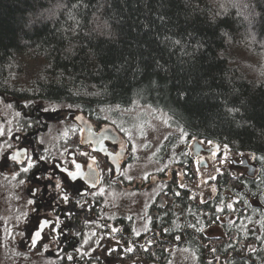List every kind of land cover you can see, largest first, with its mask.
<instances>
[{"label":"trees","instance_id":"obj_1","mask_svg":"<svg viewBox=\"0 0 264 264\" xmlns=\"http://www.w3.org/2000/svg\"><path fill=\"white\" fill-rule=\"evenodd\" d=\"M0 97L98 121L138 103L187 141L248 156L253 176L216 173L210 200L182 191L180 247L195 264H264V0H0ZM226 216L207 244L203 229Z\"/></svg>","mask_w":264,"mask_h":264},{"label":"flooded vegetation","instance_id":"obj_2","mask_svg":"<svg viewBox=\"0 0 264 264\" xmlns=\"http://www.w3.org/2000/svg\"><path fill=\"white\" fill-rule=\"evenodd\" d=\"M14 110L17 116L3 141L9 146L4 160L14 173L2 177L0 183V236L7 235V249L21 252L15 264H168L164 253L169 256L175 249L182 250L178 200L182 191L189 194V200L195 196L179 186L175 171L170 179L162 173L151 183L147 177L134 180L127 174L132 160L129 143L116 126L125 142L122 155L119 144L110 138L83 144L81 126L71 111L56 115L37 103L20 101L14 102ZM88 119L96 134L106 124ZM208 149L203 148L201 155L209 157ZM17 150H24L21 162L9 158ZM70 172L78 173L75 179ZM152 190L155 197L139 215L142 224L134 221L138 213H132L130 205L110 206L112 193ZM211 193L207 201L215 191ZM169 207L172 213L165 210ZM228 219L220 217L218 224L203 229L207 244L226 235ZM170 224L173 240L164 238ZM215 225L221 226L222 236L208 233ZM38 231L40 236L33 244Z\"/></svg>","mask_w":264,"mask_h":264},{"label":"rangeland","instance_id":"obj_3","mask_svg":"<svg viewBox=\"0 0 264 264\" xmlns=\"http://www.w3.org/2000/svg\"><path fill=\"white\" fill-rule=\"evenodd\" d=\"M244 68H247L246 65ZM249 69L254 73L253 77L260 73H258L254 63ZM14 102L10 98L0 97V183L4 180L2 177H10L14 173L5 161V153H8L9 146L3 142L7 133L6 130L11 127L17 116L14 110ZM38 104L52 109L56 115L67 111H71L74 115L79 113L64 105ZM101 119L116 126L129 143L132 160L127 174L132 176L134 180H143L147 177L148 183H151L157 177H161L160 174L162 173H165L166 179H170L174 177L173 171H175L176 178L174 179L179 186L192 190L190 193L194 194L195 198L203 197L206 199L210 196L211 190L213 192L216 190V186L211 182L213 175L220 171L223 172L228 167H239L236 171L247 175L248 169L242 166V162L245 159L248 164H252L251 159L246 155L240 157H233L227 153L222 155L220 148H218L217 152L211 151V155L205 157L206 166L200 167L199 159H195L192 154L193 142L198 141L202 148L210 149L213 145L197 139L187 141L184 134L171 124L166 114L138 103H133L126 108H106L101 113ZM5 140L10 145L12 144L8 136ZM166 142L169 152L165 157L160 153V149ZM181 151L185 155L188 154L193 157L188 166L179 165L180 158L177 153H182ZM155 195L156 191L153 190L128 194L115 192L110 194L108 198L112 203V205L110 204L112 208L123 206L124 203L130 205L132 213H138L135 214L134 221L136 224H142L144 219H141L139 215L146 211ZM0 218L3 217L0 216ZM208 233L213 236L223 235L220 225L211 227ZM4 237L0 236V264H15L22 258L21 252L12 248L7 249ZM167 258L168 264H195L193 256L181 249L171 251Z\"/></svg>","mask_w":264,"mask_h":264},{"label":"water","instance_id":"obj_4","mask_svg":"<svg viewBox=\"0 0 264 264\" xmlns=\"http://www.w3.org/2000/svg\"><path fill=\"white\" fill-rule=\"evenodd\" d=\"M74 120L81 126V135L80 139L81 142L87 143L92 142L93 144L101 143L104 139L110 138L112 141H115L119 144L121 147L120 155L123 154L124 149V139L122 138L121 134L116 130L115 126L111 123H106L100 128L99 134H96L93 131L91 121L83 114V113H77L74 115ZM218 146L215 145L207 150V152H217ZM203 150L202 146L198 143V141H194L192 144V154L194 156H197L199 159V165L200 167H205V156L201 155V151ZM13 156L16 157V159H13ZM10 159L15 160L17 162H21L24 158V150H17L14 153L10 154ZM243 167H247V175L249 177H252L255 171V168L252 164H248L246 160L244 159L242 162Z\"/></svg>","mask_w":264,"mask_h":264},{"label":"snow or ice","instance_id":"obj_5","mask_svg":"<svg viewBox=\"0 0 264 264\" xmlns=\"http://www.w3.org/2000/svg\"><path fill=\"white\" fill-rule=\"evenodd\" d=\"M13 159H16V157L15 156H13ZM76 167L77 168H79L80 166L79 165H76ZM26 170V169H25ZM78 173H69V175L73 178V179H75L76 178V175H77ZM65 199H67V197H65ZM227 207L229 208V209H231L232 208V205L231 204H228L227 205ZM47 222L45 221L44 222V224H46ZM43 226V225H42ZM39 236H40V232L38 231V232H36L35 233V235H34V237H33V244H35V241H36V239H38L39 238ZM69 258H71V257H69Z\"/></svg>","mask_w":264,"mask_h":264}]
</instances>
